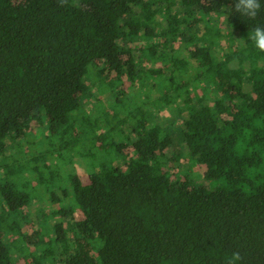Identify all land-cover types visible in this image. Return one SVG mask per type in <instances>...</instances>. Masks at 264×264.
Wrapping results in <instances>:
<instances>
[{
	"label": "trees",
	"instance_id": "obj_1",
	"mask_svg": "<svg viewBox=\"0 0 264 264\" xmlns=\"http://www.w3.org/2000/svg\"><path fill=\"white\" fill-rule=\"evenodd\" d=\"M233 3L0 0V264H225L234 251L238 264H264V52L249 39L264 8L250 20ZM157 35L166 38H142ZM186 45L199 70L188 78L177 57ZM216 73L228 79L219 97L209 89ZM204 77L205 94L192 95L190 81ZM145 81L169 89L161 97L181 113L169 111L163 124L132 110L118 119L132 118L123 129L119 112L98 119L86 109L106 101L116 109ZM178 125L206 185L169 181L166 149ZM42 130L49 138L36 151ZM94 151L87 181L67 171ZM54 180L72 191L58 209L70 228L57 224L44 239L16 211L29 201L28 182Z\"/></svg>",
	"mask_w": 264,
	"mask_h": 264
},
{
	"label": "rangeland",
	"instance_id": "obj_2",
	"mask_svg": "<svg viewBox=\"0 0 264 264\" xmlns=\"http://www.w3.org/2000/svg\"><path fill=\"white\" fill-rule=\"evenodd\" d=\"M170 1V0H168ZM162 22V26H164V21ZM155 30H160L162 28H159L158 26H154ZM202 30V29H201ZM199 35V34H198ZM237 33H234V36H237ZM232 37V35L230 36ZM142 38L146 40H151V39H164L166 36H159L157 35L156 37H148V36H143ZM148 38V39H147ZM234 38V37H233ZM220 44L227 46L228 44H231L230 42L226 39L220 40ZM140 44H144V41H142ZM174 48L178 47V43H175ZM184 48V47H183ZM186 50L183 49L181 54L177 53V57L181 58L186 66L185 70L182 69V71H185L186 77H189V71L192 70L195 72V74L199 71L197 68H195L194 62H190L186 56L187 50H191L193 47L190 45L185 46ZM135 53V58L137 60H140L141 62H145L144 58H140V52L138 48L133 50ZM186 60V61H185ZM150 64V60L148 62V65ZM153 65V64H152ZM201 69V68H200ZM188 74V75H187ZM216 77L213 80V83L210 85V90H211V96L215 95L219 97L220 91L223 88V85L225 82H227L228 79L225 80V77L220 75V73H216ZM179 75V74H178ZM181 78V77H179ZM205 82L203 81L201 84L194 81H190V91L192 90V95H198L202 96L205 91H203V84L207 83L206 78L204 77ZM189 81V79H188ZM223 84V85H222ZM169 89H160L159 85L153 81H145L142 84H137V89L132 91L127 92L128 96H126V100L122 101L123 103H118L117 108L113 105H108V101L105 103H98L94 102L92 104L86 105V109H89L90 112L94 115V117L101 119L102 115H106V113L110 112L113 114V112H119L117 118H115L114 123L118 124V127L126 129L129 125V122L131 119H127L124 123H119L118 121L119 118L123 117L130 111H134L138 117L140 115H144L146 118L153 117V116H161L163 117V124H166V121L168 118H166L167 115L170 114L169 111L174 112L175 114L181 113L179 110L182 108H176V105L172 102V100H169L165 95L164 98L161 97L162 92H167ZM205 94V93H204ZM192 97V96H191ZM124 99V98H123ZM189 102V101H188ZM97 107L98 110L96 109ZM108 108H111L108 110ZM183 110V109H182ZM103 112V113H101ZM143 112V113H142ZM186 110H184V113ZM168 122V121H167ZM152 124V123H149ZM36 125V124H35ZM33 126V125H32ZM171 131V127L168 129ZM174 130V133L171 137L172 143L171 147L166 149V156H167V161H166V168L169 171L170 179L169 181L173 182L176 180L178 177H183L184 175L188 176L194 183L198 184H203L206 185L208 184L204 178H203V169L202 167L198 166V164L195 161L189 160L185 155L184 152L182 151V140L180 137V129L179 125L176 128H172ZM105 139L107 141H110L112 138L110 137L109 133H106ZM123 139L122 142H127L128 141V135L122 134ZM122 135L120 136L122 138ZM36 136V143L34 142L33 149L36 151L42 150L43 147L45 146V139L49 138L47 137L46 133L44 130L41 131V133H35ZM60 139L59 134L55 135L52 137L53 141H58ZM106 146L100 145L99 148H104ZM32 150V148L30 147ZM20 158L16 160L15 167L17 169H22V166L20 165V160L21 161H26L27 156H28V147L26 144L22 145L20 148ZM98 155H101L100 152H92L91 154L88 153L85 157L82 158V160L79 159H74V163L70 165V167L67 169V171H71L73 173L79 174L81 178L84 180L82 181H87V175L90 172V163L91 159L96 160L98 159ZM130 156L127 152L126 158ZM23 159H22V158ZM117 160H122V158H117ZM90 168V169H89ZM51 181V180H50ZM43 184V185H34L32 182H28L25 186L24 189L26 190V193H30L29 196V201L25 203L26 206H22L18 208L16 211L18 217L15 218H21V215H30L29 217L32 219V223H36L37 226V236H43L44 239H48L50 237V234L53 232V227L57 224H63V228L66 232L69 230V225L64 220H61L60 218V213L58 214V209L61 206H65L68 204V201H66L69 197L71 196V189L70 186L67 184L68 180H54V182H50ZM23 189V188H22ZM28 189V190H27ZM62 189H67L66 197L64 199L63 196V190ZM68 195V196H67ZM54 198L56 201H53ZM13 205V203H11ZM87 250L90 249V247L86 246L85 247ZM13 259L16 258L15 255H13V252H11Z\"/></svg>",
	"mask_w": 264,
	"mask_h": 264
},
{
	"label": "clouds",
	"instance_id": "obj_3",
	"mask_svg": "<svg viewBox=\"0 0 264 264\" xmlns=\"http://www.w3.org/2000/svg\"><path fill=\"white\" fill-rule=\"evenodd\" d=\"M62 2L67 3L68 0H62ZM262 8H264L262 0H234L232 6L234 13L247 17L250 20H254ZM249 39L254 42L255 48L264 52V26H255ZM240 261V253L234 251L227 257L225 264H238Z\"/></svg>",
	"mask_w": 264,
	"mask_h": 264
}]
</instances>
